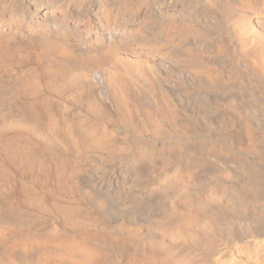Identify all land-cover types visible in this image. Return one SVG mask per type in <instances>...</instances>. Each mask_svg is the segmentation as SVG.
Returning <instances> with one entry per match:
<instances>
[{
	"label": "bare ground",
	"instance_id": "bare-ground-1",
	"mask_svg": "<svg viewBox=\"0 0 264 264\" xmlns=\"http://www.w3.org/2000/svg\"><path fill=\"white\" fill-rule=\"evenodd\" d=\"M0 62L33 63V69L19 75V91L13 88L16 96L34 97L43 83L51 92L29 99L25 116L13 123L12 137L2 139L13 166L41 180L36 191L21 186L23 197L67 224H76L83 216L89 223V229L71 234L58 228L45 236L0 230V264H105L111 246L129 253L128 264H201L194 253L195 259L188 258V253L180 257L181 253L179 259L166 260L155 249L187 241L199 248L212 242L218 229L237 244L246 264H264V222H260L264 201L248 206L249 191L264 198V178H250L243 170L224 166L219 169L224 179L212 175L205 182L194 177L203 156L192 158V167L188 164L179 172L171 171L172 182H164L168 187L162 184L173 194L171 204L162 202L169 204V215L142 224L129 198V191L141 184V172L112 168L132 143L129 130L136 127L135 118L157 135L164 127L174 133L179 122L184 123L181 129L193 126L185 115L212 127L216 122L215 129L224 138L261 154L259 144L264 140L260 143L258 134L263 133V118L255 100L244 99L264 97V0H0ZM212 67L226 73L220 76ZM186 82L210 87L211 92L182 91L178 84ZM240 91L246 94L244 99L236 95ZM204 99H212L213 104ZM201 100L205 104L199 107ZM73 103L93 120L76 113L68 120L66 112ZM41 113L43 120L34 124L32 117ZM105 113L111 115V122L104 119ZM213 113L220 116L215 122ZM260 126L262 132H258ZM26 131L50 143L49 158L36 155ZM174 153L163 158V167L176 161L179 154ZM136 155L151 159L153 152L139 147ZM50 160L59 188L77 189L92 206L90 213L65 203L61 196L66 192L47 189L42 180ZM3 177L6 173L0 168L6 187ZM233 178L239 182L229 183ZM5 205L0 216L12 217L13 209ZM120 219L126 221L120 223Z\"/></svg>",
	"mask_w": 264,
	"mask_h": 264
},
{
	"label": "rangeland",
	"instance_id": "rangeland-1",
	"mask_svg": "<svg viewBox=\"0 0 264 264\" xmlns=\"http://www.w3.org/2000/svg\"><path fill=\"white\" fill-rule=\"evenodd\" d=\"M1 63H4V64L1 65ZM29 68L33 69V63L32 62H9V64L7 62L6 63L0 62V140H1L0 141V168H2L4 170V173H6V177H3V178L7 182V186L4 187L5 183L0 179L1 180L0 181V195H1L0 196V207H1L0 211H2L1 210V209H3L2 206H4L5 204L7 205V207H10L13 209L12 217H3V216L1 217L0 216V230L14 232L20 236L21 235L22 236H34V235L45 236L57 228L60 230L62 229L63 232L65 231V233H68V234L75 233L76 231H79L80 229L87 230V229H89V225H88L89 223L87 220L88 218L85 216L81 217L82 221L78 220V222L81 221V223H78V222L76 224L74 223L75 225L74 224H67L63 220L58 218L56 215H54L52 212H50L48 210L41 209L38 206L32 204L31 202H27L25 200V198L23 197V194L21 192V186L26 185V186H28L31 189L36 191L41 187V180H36L34 178L33 174L28 170H23L19 166L14 167L11 158L6 154V151H5L6 149H5L4 143L2 142V139L4 140V139H9L10 137H12L13 133L16 130L13 123L15 121H17L18 119H20L21 117H23V115L25 116V113L27 112V110L25 109V103L27 101H29V99H39V97L42 98L49 93L51 94V92L48 90V87L44 86V83H43V85L40 86V90L38 91L39 93H37L34 97L33 96H31V97L18 96V94H17V96L15 95L16 91L13 92V90L16 89L19 91V89H17V84H16L19 81L18 80L19 77L21 76V74L27 73L30 70ZM25 69H26V71H25ZM212 70L216 74H218V75L220 74V76L223 75V73H226V72L221 71V69L218 67H212ZM225 76H226V74H225ZM188 82L183 83V84L182 83L178 84L179 86L178 85L177 86L180 89H182V91L185 88L186 91H191V93L193 91H198V90L203 91L205 93L211 92L210 87L203 88L202 86H194L192 84L190 85ZM193 87H194V90H192ZM208 90H210V91H208ZM212 92L217 93L218 91L212 90ZM236 95L238 97L240 96V99H242V98L244 99V95L246 96V94H244V92H241V94L236 93ZM260 98H261V101H260ZM244 100H247V101L248 100H252V101L255 100L254 102L257 103L256 104L257 105V113H259L258 115L263 118V121L260 124V125H262L264 123V97L254 95L253 98L251 97L249 99V98L245 97ZM11 101H12V103H11ZM204 102L206 104L207 103L213 104L212 99L209 102H208V100L206 101L204 99ZM202 103H203V100H201V102L198 103V106L202 107L201 105L205 104V103H203V104ZM258 103L261 104V106ZM199 104H201V105H199ZM20 105H22V106H20ZM73 105L70 104V108L66 112L68 120H72L76 115H79V114L82 116H87L85 111L82 110V108L78 107V105H76L74 103H73ZM201 110H202V108L200 109V111ZM201 112L205 113L203 110ZM75 113H76V115H74ZM43 116H44V114H42V113L39 114L37 117L33 116L32 121L34 122V124H39V120L41 121ZM185 116L186 117L184 119H187L188 121L194 123L195 127H193L194 126L193 125L191 127H188L187 129H181L179 127H181V125L184 123L179 122L177 124L178 125L177 131H174L175 136L172 135V134H174L173 132H171V133L169 132L171 129L167 128V127L163 128V130H162L163 133H161L162 135L161 134L157 135L152 130H150L149 128L142 127L143 125L141 124L139 119L135 118V122L137 124L135 127L136 130H135V128H133V130L132 129L129 130V142H132V143H129L130 148L128 147L129 150L127 149L124 151V153L123 152L120 153L119 160H121L122 163L118 160L116 162V164L114 165L115 167L113 166L114 163L112 164V168L115 170H118L117 168H119V169H125L126 168L125 170L130 174H135V173L139 174L141 172L139 174L141 177L140 181L142 180L141 184L139 182V184H137L138 187L131 189L129 191V198L131 199V202L134 205L133 208H131V209H133L134 212L139 216V220L142 221V222L140 221L142 224L143 223L145 224L146 220H147L146 223H149L148 220L150 221L152 219L153 220L159 219L160 217H162V215H163V217L169 215V213H170V212H168L170 210L169 204H171V199H172L171 195H173V194H172V191H169L170 193H167L166 192L167 190H165V186L163 189L162 184L166 185L167 183L172 182V180H170V178L173 175L172 172H174V173L179 172L181 168L186 167L189 163L191 164L192 158H196V157L200 158L203 156L202 158H200V159H202V165L200 167L196 168L198 170L194 169V171L196 170L194 172V177H198L199 179L202 178L201 180H203L205 182H208L209 178L212 177V175H215L218 178L224 179V173L219 172V169L226 168L224 166H227V168L232 169V170L237 171V172H242V170H243V172H242L243 175L245 173V176L249 175L250 178H252L253 176L257 177V175L260 176L261 178H264V160H263V158H264V141H262L263 142L262 144H259V146L262 148H260L259 146L257 147L258 149L260 148L262 150L261 151L259 149V152L261 154L259 156H257L258 153L254 152V150L255 151H258V150H256L255 148L252 150L253 151L252 152L250 148L246 147V145H245V147H246L245 148L243 146L244 144H240V145L238 144V147H240L238 149L237 143L236 144H234V142L232 143L231 142L232 140L227 138V137L224 138V136L221 135V133L218 131V129H215L216 128V126H215L216 120L215 119L218 120L220 118V116H217L216 113L211 114V120H212V118L216 117L212 120L215 122V124H214L215 127L214 126L212 127L210 124L207 125L206 123H205V125L203 123L200 124L199 123L200 121H198V119H195L194 117L192 118V116H188V115H185ZM200 116H202V115H199V117ZM217 117H219V118H217ZM87 119L91 121V120H93V117L91 115H89V116H87ZM94 119H95V117H94ZM104 119L106 121H109V122H111L113 120V118L111 117V115L109 113H105ZM92 123H94V122H92ZM168 126H171V125H168ZM174 126H176V124ZM202 126H203V128H202ZM262 126L264 128V124ZM262 126H260L261 130L259 128L258 132H262ZM143 129H145V130H143ZM188 129H191V130H188ZM179 130H180V132L182 131L181 134L179 133ZM165 131H167V133ZM183 131L185 133L186 132L187 133L184 135ZM31 132L26 131L24 134H25L26 140L29 143H31V147L36 152V155L39 157L40 156L44 157V158H47L48 156L50 157L51 156V152L49 151L51 148L50 143L46 139H44L43 137H42L43 139H41V136L39 134H37V133L35 134L34 132H32L33 133L32 134ZM176 132H178V134ZM211 132L214 133L215 135L212 134ZM191 133H192V135H191ZM34 135H36V136H34ZM141 135H144V136H141ZM165 135H167V136H165ZM258 135H259V138H261V139H259V141L261 143V140H264V129H263V133H261V134L259 133ZM162 136L165 138H163ZM178 142L180 143V145ZM175 143L176 144L178 143L177 144L178 147H176ZM233 144L236 145L237 148ZM172 145H174V146H172ZM261 145H263V146H261ZM139 147H143V148H145V150L147 149V151H152L153 156L151 157V159H150V157L146 158L144 155L143 156H139L140 154L136 155V150ZM241 147H244V149ZM175 148H180V149H175ZM185 148H187V149H185ZM134 149H135V152H133ZM249 149L251 152L249 151ZM177 150H178V153H177ZM179 150H182L181 151L182 153H180ZM173 152H176V153H174V155L179 154L180 156L178 155V158L176 157L177 158L176 161L175 160L171 161V163L168 165L169 167L164 166L165 167L164 168L162 165L163 158H170L171 153L173 156ZM168 155H170V156L168 157ZM159 157H161V158H159ZM179 157H180V159H179ZM132 158H134V159H132ZM139 158H143V159H139ZM123 159H125V161ZM132 160H133V162H132ZM143 162H144V164H143ZM155 162H156V164H154ZM117 164H118V166H117ZM204 164H206V165H204ZM136 165H139V166H136ZM190 166L192 167V165H190ZM140 167H142V168H140ZM217 167H219V168H217ZM167 169H168V171H167ZM175 169H177V170L175 171ZM155 170H157V171H155ZM255 171H256V173H255ZM44 177L45 178H43L42 181H45V185L50 192H55L57 194H58V192L59 193L66 192L65 195L61 196L63 198V200L66 199V200H64L65 203H68V204L71 203L73 206L77 207L80 210L84 209L85 211L87 210V212L92 211V209H91L92 206L90 205V203L85 198H83L78 191H76L77 189L74 188L75 189L74 190L72 187H70L69 189H65V187L63 189L59 188V185L56 184V176L54 173V161L50 160L48 162V169L45 172ZM146 177H148V179ZM163 179L164 180L166 179L168 181H166V180L164 181ZM237 181H238V179L233 178V180H231V182H229V183L233 182V185H234V183L237 184L239 182V181L238 182ZM164 182H167V183H164ZM156 185H157V188H156ZM166 187H168V186L166 185ZM73 190H74V192H73ZM149 192H150V195H149ZM74 193H75V195H74ZM134 194H135V197L133 196ZM166 195L169 197L166 198ZM138 196H139V199L137 198ZM248 196H249L248 206H250V204L253 201L257 202V201H260L261 199H263L261 201H264V198H261L262 196L259 195L258 193L256 194V192H254V191H249ZM77 197H79V198H77ZM163 197H164V199H163ZM258 197H259V199H257ZM151 198H152V200H151ZM155 198H156V200H158V202L156 201V203H158L159 207L160 206H161V208L166 207V209L168 207V210L161 209L158 206L155 207L154 204L157 205L154 202ZM168 198L170 199V201H168L169 200ZM250 198H252V200ZM137 199L139 201L140 200L141 201L139 202V201H137ZM160 199H162L161 202H160ZM132 200L135 202H133ZM163 200L168 202L169 204L162 203ZM136 202H139V203H136ZM134 203H136V204H134ZM151 203H152V205H151ZM160 203L163 206L165 204H167V205L163 207ZM254 205H258V204L255 203ZM247 207H245V208H247ZM154 208H156V209H154ZM180 209L182 210V208H180ZM247 209L250 212L252 211L249 208H247ZM84 210H82V211H84ZM156 210L158 211L157 214L155 213ZM161 210L166 211V213H164L163 211L161 212ZM150 212L152 215L149 214ZM156 215H158V217H156ZM120 220H121V222H120ZM120 220H119L120 223H122V221H126L124 219H120ZM86 221L88 224L86 223ZM83 222H85V223H83ZM260 222H264V219L260 220ZM75 227H77V229ZM84 227H86V229ZM215 231H216L215 232L216 238L214 237L215 241L212 240V242H210L209 244L201 246L199 248L196 247L195 245H193V243H190V241L180 242V243L174 242L170 245L169 249L158 248L159 250L155 249V251H156L155 253L157 255H159L160 257L165 258L166 260H172L173 257H174V259H179L178 256H180L181 253L182 254L180 257L185 256V255L187 256V253H188V256H187L188 258L189 257L194 258L196 256L201 261L200 262L201 264H222V263L223 264H231V263L234 264L235 262H236L235 264H240V263L246 264V258L243 256L242 252H239L238 247H236L237 244L235 245L233 242L228 241L229 237L226 235L223 236L224 235L223 231H219V229L215 230ZM217 233L218 234L220 233V234L218 235ZM224 237L225 238L228 237V238L225 239ZM224 239L226 242L224 241ZM215 242H216V244H215ZM231 243H232V245H231ZM110 249H111V252H110ZM110 249L108 248L106 250L107 254L109 253L110 256L106 254L107 258L105 257V260L108 263H105V264H128L127 263L128 262V260H127L128 255L126 256V254H129V253L128 252L126 253V250L124 251L122 248L112 247V246L110 247ZM112 251H113V253H112ZM191 253L192 254L194 253L195 256H194V254L192 256ZM198 258H197V260H198Z\"/></svg>",
	"mask_w": 264,
	"mask_h": 264
}]
</instances>
